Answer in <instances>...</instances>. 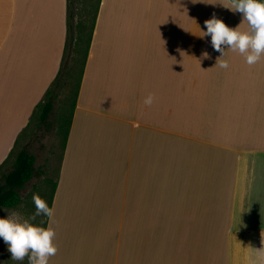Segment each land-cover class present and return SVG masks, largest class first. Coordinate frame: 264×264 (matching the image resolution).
Listing matches in <instances>:
<instances>
[{"label":"crops","instance_id":"obj_1","mask_svg":"<svg viewBox=\"0 0 264 264\" xmlns=\"http://www.w3.org/2000/svg\"><path fill=\"white\" fill-rule=\"evenodd\" d=\"M230 5L100 1L57 174L36 165L21 190L54 206L49 264H264V57L226 49L222 69L204 33L241 23ZM68 15L0 0V166L61 70Z\"/></svg>","mask_w":264,"mask_h":264},{"label":"clouds","instance_id":"obj_2","mask_svg":"<svg viewBox=\"0 0 264 264\" xmlns=\"http://www.w3.org/2000/svg\"><path fill=\"white\" fill-rule=\"evenodd\" d=\"M234 14H239L241 23H246L248 29L242 31L240 24L230 27L222 19L213 14L211 19L204 21L205 36L211 38L210 43L214 51L221 53L216 66L227 69L229 64L223 60L226 49L238 52L251 66L257 64L264 57V0H231L230 7H225ZM203 36V37H205ZM205 58L209 56L204 53ZM149 97L145 102L152 103ZM35 212L25 218L17 211H11L6 217H0V239L11 253V259L23 262L28 259V264H49V258L55 256L58 249L55 245V232L51 228V219L54 206L49 207L47 201L38 194L32 195ZM46 217L37 223V218ZM264 255V247L261 248Z\"/></svg>","mask_w":264,"mask_h":264},{"label":"trees","instance_id":"obj_3","mask_svg":"<svg viewBox=\"0 0 264 264\" xmlns=\"http://www.w3.org/2000/svg\"><path fill=\"white\" fill-rule=\"evenodd\" d=\"M100 1L101 0H98V3L96 4L94 11H92L90 16H88L90 11L88 10V6H86L84 10L85 14L83 13L82 17L75 24L73 22L75 18L73 7L75 6L76 0H69L68 37L65 45L63 65L55 81L47 90L44 100L38 104L37 109L35 110L31 119L33 120L35 117H38L41 125H47L51 115L54 112L55 100L58 95V89L61 87L62 82H67V80L71 78H73V80L76 79V89L70 116L65 121V125H62L63 119L59 120L60 128L64 127L65 129L64 147L66 146L69 136L74 108L76 106L79 88L93 39ZM88 19L90 20V23H88ZM70 51L71 57L69 56ZM75 73H77L76 76ZM30 125L31 123H29V126ZM24 134L25 131L17 139L15 148L18 146L19 141ZM10 156H12V153L9 155V157ZM5 164L1 165L0 169ZM36 173L37 168L35 154L25 147L18 150L16 152L15 161L12 168L3 176V183H0V207L15 208L22 204L23 197L21 190L28 182L32 180ZM44 226H46V222Z\"/></svg>","mask_w":264,"mask_h":264},{"label":"rangeland","instance_id":"obj_4","mask_svg":"<svg viewBox=\"0 0 264 264\" xmlns=\"http://www.w3.org/2000/svg\"><path fill=\"white\" fill-rule=\"evenodd\" d=\"M96 1L97 0H76L75 6L73 7L75 12L73 22L75 24L78 22L82 17L86 6H88V10L90 11L88 16H90L92 11H94ZM87 21L90 23L89 19ZM69 56L71 57V51ZM76 75L77 73H75V76ZM75 89L76 79L73 80V78H71L68 79L67 82H62L55 100V109L48 124L41 125L38 117H35L31 121V125L25 130V134L21 137L13 157H9L10 159H7L6 164L0 169V183H3V176L12 168L16 152L23 147L29 149L36 155V165L38 169L43 172V174H41V179L44 180L45 183L49 178H55L61 163L65 138V129L64 127L60 128L59 120L63 119L62 125H65V121L69 118ZM32 184L33 182L28 184L26 190H24L25 194L31 190ZM13 210L19 211L25 218L31 216L35 212V209L30 206V202L24 201L15 208L0 207V217H6ZM45 218L46 217H39L36 222L39 223L41 219L45 220ZM0 264H28V259L26 257L23 262L12 260L11 253L7 251V246L4 241L0 239Z\"/></svg>","mask_w":264,"mask_h":264}]
</instances>
